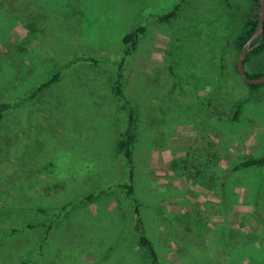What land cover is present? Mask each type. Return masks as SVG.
<instances>
[{
	"label": "rangeland",
	"instance_id": "rangeland-1",
	"mask_svg": "<svg viewBox=\"0 0 264 264\" xmlns=\"http://www.w3.org/2000/svg\"><path fill=\"white\" fill-rule=\"evenodd\" d=\"M249 2L0 0V100L60 72L0 123L1 235L45 221L34 264H149L117 152L129 110L114 89L124 36L143 26L123 82L138 116L133 185L161 264L264 263V167L232 171L264 155V87L251 92L234 43ZM246 67L264 69V55ZM11 251L0 247V264L25 258Z\"/></svg>",
	"mask_w": 264,
	"mask_h": 264
},
{
	"label": "trees",
	"instance_id": "trees-1",
	"mask_svg": "<svg viewBox=\"0 0 264 264\" xmlns=\"http://www.w3.org/2000/svg\"><path fill=\"white\" fill-rule=\"evenodd\" d=\"M179 9L180 8L177 6L171 12L165 15H162L160 19L163 21L165 20L169 21L170 19L177 16ZM261 9H262V6H261L260 0H250L249 7H248V14H247L245 23L240 33L237 35L236 39L234 40V43L236 44V48L241 53L243 51L244 46L254 36V34L256 33L259 27ZM145 32H146V28L143 26H140L136 28L135 30L128 32L124 36V39H123L124 57H123V60L119 62L118 64L119 65L118 73H117L118 76L114 83V89H115V94L118 97V99L124 103L122 106V110H129V116H128L127 129L121 133V138L118 141L117 152L119 154H123V156L127 159L128 166L131 168L130 172H131L132 181L130 182V184L124 185V189L126 190V197L130 203V207L132 208V212H133L134 219H135L134 230H133L134 234L138 240L139 245L145 251L149 264H161L159 252L156 248V245L153 242V240L147 235L145 219L142 214L140 201L136 197L135 187L133 185V175H134L133 156H134V146L136 144L137 134H138L137 132L138 116L136 117L137 115L136 108L133 107L131 102L127 99V95H126L125 88H124V82H123L127 57H131L138 51L139 44ZM252 47H253V50L251 51V53L248 55V57L245 60V66L254 58H258L264 55V37L262 40L257 39L252 44ZM93 61L97 62V60H93ZM76 62H77V59H73L70 63L66 64L67 65L66 67H70L72 64H75ZM246 70H247V67H246ZM247 73L251 78H258L264 75V69H261V70L259 69L255 72H250L249 70H247ZM59 78H60V72L56 73L52 77V79H50L49 81L42 83L38 89L30 93V95L27 97L19 98L15 101L0 100V123L3 122L7 113L21 107L24 102L37 96L40 91L50 86L53 82H56ZM248 85L252 93H257L260 90V88L264 87V83L259 84V85H250V84ZM242 108H243V102L241 101L236 108V112L234 113V117H233L234 120L239 119ZM259 167H264V155L257 156V157H246L240 160L238 163H236L232 167V171L240 172V171L248 170L251 168H259ZM19 189H21L20 186H19ZM68 207L69 205H67L66 208ZM2 208L3 207H0V211H2L1 210ZM35 214H38V212H36ZM56 215H58V213ZM32 221L33 220H29V221L25 220L24 223H21L18 226L17 222L13 223V219H11V217H8V223L6 224L13 223L11 226L12 229L7 230L6 232L3 233V235H1V232H0V236L2 237L0 239V242H1L0 247L3 246L6 250L13 249L11 253L15 258L18 255L19 257L20 255L21 256L25 255V258L22 261H20V263L18 264L36 263L37 260H36L35 255H37V258H38L39 254L45 251L48 245V242H49V234L54 228L52 224H47L45 223V221H40V222L38 221L32 222ZM40 231H42L41 235L37 236L36 233ZM34 238H35V242H34ZM29 239L31 242L30 244H27L26 246L24 243L26 241L28 242ZM22 245H24V248H20V246ZM16 246L20 248L19 251L15 249Z\"/></svg>",
	"mask_w": 264,
	"mask_h": 264
},
{
	"label": "water",
	"instance_id": "water-1",
	"mask_svg": "<svg viewBox=\"0 0 264 264\" xmlns=\"http://www.w3.org/2000/svg\"><path fill=\"white\" fill-rule=\"evenodd\" d=\"M261 1V14H260V24L259 27L254 34V36L248 41V43L244 46L243 51L238 59L237 62V69L241 73L243 79L250 85H259L264 83V75L258 77V78H251L246 70L245 66V60L248 57V55L253 50L252 44L257 40H262L264 37V0Z\"/></svg>",
	"mask_w": 264,
	"mask_h": 264
}]
</instances>
